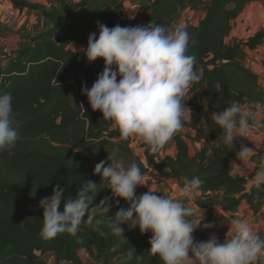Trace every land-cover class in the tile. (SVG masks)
Instances as JSON below:
<instances>
[{
    "label": "trees",
    "instance_id": "obj_1",
    "mask_svg": "<svg viewBox=\"0 0 264 264\" xmlns=\"http://www.w3.org/2000/svg\"><path fill=\"white\" fill-rule=\"evenodd\" d=\"M10 1L16 8L41 11L48 25L25 36L27 42L5 53V61L0 63V94L13 96L14 126L20 136L11 153H0V264H84L80 249L105 254V261L94 264H121L133 248L136 256L127 264H163L150 253L151 231L141 233L139 226L130 229L124 224L127 240H121L107 228L111 216L129 205L123 199L117 204L118 198L103 187L94 169L117 149L118 159L138 163L144 174L153 169L164 179L181 183L199 176L203 184L195 196L198 206L220 205L233 212L247 201L255 212L260 211L264 188L253 187L245 175L234 172L241 140H234L235 150H229L210 113V109L223 111L233 101L242 106L264 103L259 75L246 63L248 50L264 43V30L226 42L233 21L253 0H148L141 16L143 26L154 22L167 28L181 24L188 10L204 12L198 23L183 25L191 37L188 54L196 57L202 74L190 89L199 97L191 101L193 119L189 122L198 118L202 124L195 134L182 130L169 141L176 148L174 155H161L167 144L151 153L143 143L144 159L132 150V137L121 139L118 128L103 119L101 111H93L88 103L79 113L74 102L77 91L85 83L92 86L105 66L102 58L88 61L84 48L89 34L98 32V20L110 28L127 26L122 14L125 0H58L53 6L33 0ZM251 121L250 116L249 124ZM190 141L202 146L192 153ZM262 156L259 150L252 160ZM89 180L101 187L95 203L109 198V213L95 214L101 223L82 225L75 236L63 233L42 238L41 199L51 197L59 185L65 189L62 210L64 201L74 198L80 185ZM147 191L141 186L136 189L137 195ZM222 223L230 222L224 216ZM198 233L196 230L193 236ZM50 255L54 263L49 261Z\"/></svg>",
    "mask_w": 264,
    "mask_h": 264
},
{
    "label": "clouds",
    "instance_id": "obj_2",
    "mask_svg": "<svg viewBox=\"0 0 264 264\" xmlns=\"http://www.w3.org/2000/svg\"><path fill=\"white\" fill-rule=\"evenodd\" d=\"M96 23L98 35L89 34L85 55L89 62L102 58L105 66L91 88L86 83L82 86V94L87 96L93 111H101L103 119L118 128L121 139L135 136L151 153H158L184 129L185 122L193 119L185 101L191 99L190 89L202 79V74L196 67V57L188 54L190 33L179 23L167 28L154 22L147 26L117 24L111 28L99 20ZM83 108L81 103L80 109ZM250 115L236 101L212 114L211 118L222 130L223 144L229 150H235L236 138H249ZM19 140L14 126L13 96L0 94V153H11ZM117 153L118 149L114 150L107 161H100L94 169V174L101 176L103 187L118 198L117 204L123 199L129 205L120 208L107 221L112 234L127 240L121 227L124 224L130 229L139 226L141 233L151 231L150 253L159 256L163 264H264V238L248 219H232L223 242L215 234L206 241L195 240L193 233L201 227L204 216L189 219L194 210L184 199L192 201L198 195L203 184L199 176L182 186L183 199L158 195L151 188L137 195V187L146 185L144 173L138 163L126 164L123 158H117ZM253 155L254 149L243 144L236 153L243 163ZM251 184L257 189L264 188V164L251 177ZM100 190V185L91 180L82 183L78 194L65 200L61 210L65 189L57 185L51 197L40 201L41 237L52 239L63 233L75 236L82 225L101 223L95 214L109 213L110 205L108 197L95 203ZM214 226L203 224L204 229ZM134 256L133 248L121 264H127Z\"/></svg>",
    "mask_w": 264,
    "mask_h": 264
},
{
    "label": "crops",
    "instance_id": "obj_3",
    "mask_svg": "<svg viewBox=\"0 0 264 264\" xmlns=\"http://www.w3.org/2000/svg\"><path fill=\"white\" fill-rule=\"evenodd\" d=\"M33 1L46 3V0ZM187 16H189L188 21ZM203 16L204 12L202 10H188L181 20V25H185L188 22L196 24ZM47 25L48 22L41 11L30 8H16L10 0H0V63L5 61V53L11 52L13 49L27 42L24 38L25 36L41 32L47 28ZM140 25H143L142 19ZM128 26L131 25L129 24ZM261 30H264V0H253L247 4L241 14L233 21L232 29L226 37V42L232 43L234 40L247 39ZM246 63L259 75L260 83L264 90V43L255 49L248 50ZM245 108L251 113L250 116L252 121L249 124L250 131L248 133L250 139L247 137H238L236 139H240L242 142L241 144L253 148L254 155H256L259 150H262L264 153V103L258 106L245 105ZM201 146L202 143H199L198 148ZM239 150L240 147L238 151ZM252 157L247 163H243L238 160L237 157L234 162V172L245 175L250 182L251 177L258 167L264 164V156H262L259 161H253ZM152 170L153 169H150L147 173H150ZM147 173L144 175L146 176ZM159 178L163 180L159 187L164 196L183 199L181 196V184L185 183H181L173 178L164 179L161 176H159ZM184 203H187V206L193 208L197 217L202 218L204 215V220L201 223L209 222L220 226L224 224L222 223V217L225 216L230 222L228 224L231 225L232 219L236 217L245 218L253 223L258 234L264 238V205L261 207L260 211L255 212L248 202L244 201L236 211L230 212L225 211L220 205L207 207L198 206L195 203V197L189 202H186V199H184ZM211 235L213 234L199 231L194 238L196 241H206ZM217 237L220 242H223L226 238V236Z\"/></svg>",
    "mask_w": 264,
    "mask_h": 264
},
{
    "label": "rangeland",
    "instance_id": "obj_4",
    "mask_svg": "<svg viewBox=\"0 0 264 264\" xmlns=\"http://www.w3.org/2000/svg\"><path fill=\"white\" fill-rule=\"evenodd\" d=\"M78 1V0H77ZM58 2V0H46V3L48 6H53L56 5ZM149 6V1L148 0H125V5L122 8V14L123 17L127 23V26L130 24L131 26H137L141 24V16L142 13H144L147 8ZM128 9V10H126ZM131 15H135L136 19L135 20H131L130 16ZM189 19V16H187V21ZM256 72V71H255ZM91 88V86L89 87ZM192 97L191 99L185 101V104L188 108L191 109V101L194 98H198L199 95L198 94H192L189 93ZM75 106L78 110H80V105L81 103H83L84 107L86 106V104H88V98L86 95L82 94V89H79L77 91V93L75 94ZM245 107V106H243ZM210 113L213 114L214 112L210 109ZM185 126H184V132L186 133H191V134H195L196 131V127H198L199 125L202 124L201 120H199L198 118H196L194 121L192 122H185ZM190 123V124H189ZM144 142L139 140L138 138H136L135 136L132 137V141H131V147L132 150L139 155L140 157H142L143 159L144 157V149H143V144ZM190 146H191V152L194 153L199 146V143L197 142H193L190 141ZM176 153V148L173 144V142H168L166 147L162 150L161 155L165 156L166 154H171L174 155ZM144 181L146 183V185H142L141 187H143L144 189L149 190V187H152L151 189L154 191H158L159 194H163V192L160 189V184L163 182L162 179L159 178V175H157V173L155 172V170H152L150 173H147V175H144ZM184 184H181V186H183ZM188 200H186L187 202ZM189 202V201H188ZM187 204V203H186ZM204 216V215H203ZM196 213L194 212V215L192 217H189V219H193L196 218ZM82 253V258L84 259L83 261L85 262L84 264H94L97 262H102L106 260V256L105 254L99 252V251H90V250H85ZM49 261L54 263L55 262V258L53 255L49 256Z\"/></svg>",
    "mask_w": 264,
    "mask_h": 264
},
{
    "label": "water",
    "instance_id": "obj_5",
    "mask_svg": "<svg viewBox=\"0 0 264 264\" xmlns=\"http://www.w3.org/2000/svg\"><path fill=\"white\" fill-rule=\"evenodd\" d=\"M86 107H87V105H86ZM78 111H79V113H81L83 110L80 109ZM205 223H209V222L201 223V227L198 228L197 230L202 231V232H206V233H210V234H215V235H217L219 237L227 236V233L230 230V225L228 223H224V224H222L220 226L219 225H215L213 228H209V229H204L203 228V224H205Z\"/></svg>",
    "mask_w": 264,
    "mask_h": 264
},
{
    "label": "built area",
    "instance_id": "obj_6",
    "mask_svg": "<svg viewBox=\"0 0 264 264\" xmlns=\"http://www.w3.org/2000/svg\"><path fill=\"white\" fill-rule=\"evenodd\" d=\"M126 10H128V9H126ZM130 19L133 21V20L136 19V16H135V15H131V16H130Z\"/></svg>",
    "mask_w": 264,
    "mask_h": 264
}]
</instances>
